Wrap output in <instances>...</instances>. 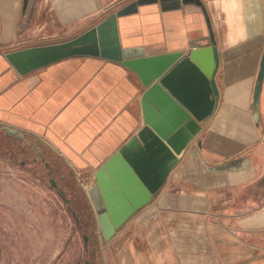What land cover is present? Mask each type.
Here are the masks:
<instances>
[{
	"label": "crops",
	"instance_id": "crops-1",
	"mask_svg": "<svg viewBox=\"0 0 264 264\" xmlns=\"http://www.w3.org/2000/svg\"><path fill=\"white\" fill-rule=\"evenodd\" d=\"M23 3L0 0V127L40 137L74 172L99 169L141 127L138 75L95 55L20 75L8 53L70 41L113 13L123 48L218 49V107L107 243L109 263L264 264V0H34L28 15Z\"/></svg>",
	"mask_w": 264,
	"mask_h": 264
},
{
	"label": "water",
	"instance_id": "water-1",
	"mask_svg": "<svg viewBox=\"0 0 264 264\" xmlns=\"http://www.w3.org/2000/svg\"><path fill=\"white\" fill-rule=\"evenodd\" d=\"M33 2L24 0L25 14H29ZM118 14H111L70 41L6 55L20 75L77 55L100 56L138 75L144 88L141 127L97 169L96 183L91 189L100 194L105 208L99 220L107 239L152 202L201 131V124L218 107L220 97L216 82L220 58L216 46L208 43L194 46L187 53L156 55H147L142 47L123 48ZM263 83L264 53L254 97L256 106ZM4 128L10 134L17 133L11 127ZM52 185L57 187L54 181Z\"/></svg>",
	"mask_w": 264,
	"mask_h": 264
},
{
	"label": "rangeland",
	"instance_id": "rangeland-1",
	"mask_svg": "<svg viewBox=\"0 0 264 264\" xmlns=\"http://www.w3.org/2000/svg\"><path fill=\"white\" fill-rule=\"evenodd\" d=\"M96 171L74 172L40 137L0 127V264H110L117 231H102Z\"/></svg>",
	"mask_w": 264,
	"mask_h": 264
}]
</instances>
